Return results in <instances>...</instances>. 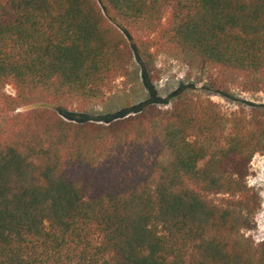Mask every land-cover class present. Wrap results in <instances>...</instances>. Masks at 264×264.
I'll return each mask as SVG.
<instances>
[{
  "label": "trees",
  "instance_id": "obj_1",
  "mask_svg": "<svg viewBox=\"0 0 264 264\" xmlns=\"http://www.w3.org/2000/svg\"><path fill=\"white\" fill-rule=\"evenodd\" d=\"M102 1L126 32L97 0H0V264H264L240 236L261 206L264 107L226 115L181 91L171 112L104 122L52 108L164 54L261 91L264 0Z\"/></svg>",
  "mask_w": 264,
  "mask_h": 264
},
{
  "label": "rangeland",
  "instance_id": "obj_2",
  "mask_svg": "<svg viewBox=\"0 0 264 264\" xmlns=\"http://www.w3.org/2000/svg\"><path fill=\"white\" fill-rule=\"evenodd\" d=\"M97 1L109 21L126 32L120 21L105 8L103 1ZM219 78L221 86L223 77L220 73L202 71L187 58L164 54L148 67L143 66L136 58L132 61L127 74L118 79L102 99L87 106L61 104L53 105L52 108L70 120L104 122L123 114L134 115L137 110L149 104L165 112H171L177 94L181 91L190 97L213 101L226 115L249 113L254 107H264V89L245 91L233 85L227 88L213 87V80ZM5 91L8 95L15 96L12 87L8 86ZM34 108L37 107L21 109L18 112ZM247 181L249 186L259 193L261 206L251 218L249 228L242 230L240 236L255 245H260L264 241V152L254 157ZM212 199L216 203H222L225 197Z\"/></svg>",
  "mask_w": 264,
  "mask_h": 264
}]
</instances>
